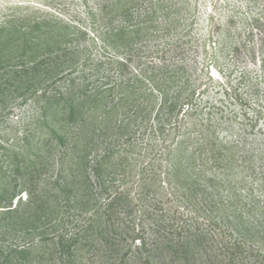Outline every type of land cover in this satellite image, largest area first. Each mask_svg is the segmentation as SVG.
Here are the masks:
<instances>
[{
	"label": "trees",
	"instance_id": "1",
	"mask_svg": "<svg viewBox=\"0 0 264 264\" xmlns=\"http://www.w3.org/2000/svg\"><path fill=\"white\" fill-rule=\"evenodd\" d=\"M98 1L77 42L67 24L0 26V92L20 101L0 212L35 236L25 260L264 264V148L188 57L193 2ZM228 32L203 49L236 46Z\"/></svg>",
	"mask_w": 264,
	"mask_h": 264
},
{
	"label": "rangeland",
	"instance_id": "2",
	"mask_svg": "<svg viewBox=\"0 0 264 264\" xmlns=\"http://www.w3.org/2000/svg\"><path fill=\"white\" fill-rule=\"evenodd\" d=\"M190 1L194 5L187 20L191 26L184 39L192 40L194 48L188 57L198 73L207 78L210 98L225 99L229 109L237 115L233 123L237 133L247 137L248 142H255L257 150H262L264 120L254 128L255 121L249 118L254 115V109L264 108V0ZM97 3L98 0H0V26L8 22L18 27L25 25L30 30L37 21H50L49 26L57 29L56 24H67L71 37L77 42V27L87 30L90 36L94 21H101L100 16L90 14ZM233 12L236 17L229 22ZM228 29L236 46L225 43L224 48L217 51L211 47L203 49L201 43L209 32L220 40L229 37ZM0 80L3 81L2 77ZM8 85H4V93L0 92V143L4 137H9L19 116L16 108L20 101L12 97L15 93ZM67 219L73 223L67 228L72 229L77 223V212H68ZM20 228L12 225L10 214L0 212V264H37L26 261V253L21 252L31 245L35 236ZM64 261L48 259L42 264H64Z\"/></svg>",
	"mask_w": 264,
	"mask_h": 264
}]
</instances>
